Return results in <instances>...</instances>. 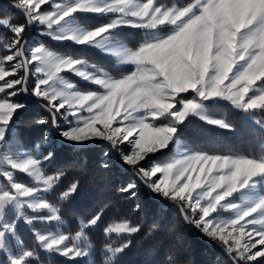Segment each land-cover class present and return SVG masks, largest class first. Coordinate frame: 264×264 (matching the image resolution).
I'll return each mask as SVG.
<instances>
[{
  "label": "snow or ice",
  "instance_id": "6c2138e0",
  "mask_svg": "<svg viewBox=\"0 0 264 264\" xmlns=\"http://www.w3.org/2000/svg\"><path fill=\"white\" fill-rule=\"evenodd\" d=\"M9 7L24 19L0 16V28L11 33L0 36V264H41V253L62 256L69 264H96L97 251L103 253L100 264H118L142 231L129 218L110 220L103 228L107 242L96 248L89 232L104 222L107 210L119 211L113 198L94 215L79 218L75 232L64 230V206L79 194L80 181L49 198L66 176L45 167L56 158L57 142L106 145L104 156L115 154L136 177L117 195L138 200L142 184L164 202L158 209L161 221L171 204L233 264H264V152L193 150L184 136L192 117L236 131L226 115L212 112L226 102L264 141V0H192L184 6L156 0H9ZM89 15L107 19L93 24ZM34 26L57 42L98 50L117 68L131 71L113 76L85 56L44 45L29 55L27 34ZM125 28L143 33L136 46L121 38ZM69 74L98 90H82ZM19 96L33 98L47 113L33 121L47 127L31 147L18 131L27 108ZM165 150L174 153L168 161H151V154ZM17 173L32 184L19 181ZM140 208L138 202L132 211ZM21 222L31 227L34 247H25L18 235ZM163 227L154 224L145 239ZM162 264L184 261L172 250Z\"/></svg>",
  "mask_w": 264,
  "mask_h": 264
},
{
  "label": "trees",
  "instance_id": "16d2710c",
  "mask_svg": "<svg viewBox=\"0 0 264 264\" xmlns=\"http://www.w3.org/2000/svg\"><path fill=\"white\" fill-rule=\"evenodd\" d=\"M191 1L156 0L157 3L167 6L176 4L182 6ZM0 16H11L14 18V22H22L24 19L21 13L3 3H0ZM87 19L93 24H99L106 22L107 18L89 15ZM0 36L10 38L11 33L0 28ZM142 36L143 33L141 31L129 28H125L121 33V38L130 46H136L138 41L142 39ZM37 45H44L62 54L85 56L90 62L103 67L108 72L115 70V61L102 55L98 50L89 49L83 51L81 47L75 46L70 42H57L46 35H42L41 32L36 31V28H34L28 46L33 47ZM3 54L4 49L2 44H0V55ZM128 69L130 71L131 68L129 67ZM72 77L82 90H97L95 86L88 85L75 76ZM17 99L27 104V108L19 117L18 131L25 146L31 147L37 140L41 139L47 127L37 125L33 121L47 113L33 103L25 100L24 96H19ZM212 112L216 116L226 115L230 122L236 125L237 130H223L217 126L209 125L199 118L192 117L190 124L184 129V136L188 139V146L191 149L208 150L216 154L260 155L264 152V147H262L264 141L254 131L255 126L245 123L241 118V114L234 111L229 104L226 102L221 103ZM51 131L54 133V129ZM42 150L47 152L48 146H43ZM55 150V160L46 163L45 167L49 173L63 171L66 173V176L62 179L56 192L49 198L55 200L59 192L63 191L73 180L78 179L80 181L79 194L73 198L71 204L64 206L63 215L67 220L65 230L75 232L77 230L78 219H87L94 215L109 198H113L119 202V211H116L114 208L107 210L103 217L104 222L94 231L89 232L90 238L96 245V248L100 249L107 242L103 234V228L110 220L129 218L134 223H139L142 226L141 233L132 237L134 240L133 246L118 258V264H162L165 257L172 250H176L180 254L184 264H233L231 258L220 248L206 243L197 236L183 222L179 211L174 206L166 205L165 219L161 221L158 215L161 203L154 199L149 194L148 189L142 184L139 186L140 195L138 200H125L122 196L117 195L118 189L121 186L131 180H135L136 177L133 175L131 169L130 171L124 170L115 162V159L109 160V157L104 156V152L108 151L106 145L99 144L77 148L57 142ZM173 155V152L165 150L163 154H151V161L162 164ZM103 163H108L109 167H102ZM121 164L128 167L122 162ZM17 177L21 181L32 184V181L23 173H17ZM138 202L141 204V208L139 211L133 212L132 209ZM160 223L164 225L161 231L153 233L151 237L145 239V234L149 229L154 224ZM36 227L43 229L39 225H36ZM18 235L23 239L25 247L31 248L35 246V237L30 226L20 223ZM113 239H115V236H113ZM139 240H143V243L137 246L135 241ZM97 254L103 253L99 251ZM41 264H69V261L59 255L47 257L46 254L41 253Z\"/></svg>",
  "mask_w": 264,
  "mask_h": 264
},
{
  "label": "rangeland",
  "instance_id": "374dc122",
  "mask_svg": "<svg viewBox=\"0 0 264 264\" xmlns=\"http://www.w3.org/2000/svg\"><path fill=\"white\" fill-rule=\"evenodd\" d=\"M192 2V1H191ZM177 5V4H176ZM186 5V4H185ZM172 6V5H171ZM177 6H180V5H177ZM182 6H184V5H182ZM43 7V6H42ZM44 7H46V6H44ZM34 28H36V31H39L40 32V30H39V28H37L36 26H34ZM38 46H40V45H37V46H33V47H30V46H28V44H27V46H26V48L29 50V54H30V51H31V49H33V48H35V47H38ZM114 67H115V70H110V72H111V74L113 75V76H120V75H122V74H126L127 72H129V67H122V68H117L116 67V65H114ZM116 70H118V71H116ZM130 71H131V69H130ZM68 78L70 79V80H72L74 83H76L77 84V82H76V80L69 74V76H68ZM30 82H31V80H30ZM98 90V89H97ZM93 91H95V90H93ZM182 95H188V94H182ZM214 109H216V107L214 108ZM61 124L63 125V122L61 121ZM54 134V133H53ZM125 146H127V148H125V151H128L129 150V146L127 145V144H125ZM124 146V147H125ZM13 155H15V153H13ZM115 154H110V156H109V160H111V159H115ZM117 157V156H116ZM117 160H118V157H117ZM119 161V160H118ZM120 163H121V161H119ZM24 175H26V174H24ZM18 178V177H17ZM27 178H29V177H27ZM20 178H18V180H19ZM30 179V178H29ZM19 181H21V180H19ZM21 182H24V183H26L25 181H21ZM29 184V183H28ZM29 185H31V184H29ZM21 223H23V222H21ZM40 226V228H45V230H43V229H40L41 231H47V230H49V228L51 227L52 228V230H54V226H41V225H39ZM65 230V229H64ZM65 231H67V230H65ZM245 239H247V237H245ZM259 247V246H258ZM98 249V248H97ZM14 250H16L15 249V246H14ZM99 251H97L95 254H94V259H95V261H96V264H100V261H101V257H102V255L103 254H97ZM259 259V258H258Z\"/></svg>",
  "mask_w": 264,
  "mask_h": 264
},
{
  "label": "water",
  "instance_id": "95a60500",
  "mask_svg": "<svg viewBox=\"0 0 264 264\" xmlns=\"http://www.w3.org/2000/svg\"><path fill=\"white\" fill-rule=\"evenodd\" d=\"M0 3H3L7 6H9V0H0ZM14 9V8H13ZM33 31H34V27L32 29H30L28 31V34H27V39H28V43L33 35ZM27 43V44H28ZM27 46V45H26ZM27 101L33 103L34 105H36L37 107L41 108L35 101L33 98L29 97L27 99ZM42 109V108H41ZM43 110V109H42ZM56 130L54 129V134H55ZM62 144H66V145H71V144H67V143H62ZM94 145H99V144H94ZM94 145H89V146H94ZM73 146V145H71ZM115 162L118 163L124 170H128L130 171V168L128 167H125L123 166L118 160H117V157L115 156ZM150 194V193H149ZM151 195V194H150ZM152 196V195H151ZM153 197V196H152ZM156 200H158L160 203H164L163 201H161L158 197L157 198H154ZM166 205H171V204H166ZM197 236H199L202 240H204L206 243L212 245V246H215V247H218L220 248L225 254H227L219 245H217L216 243H214L213 241L209 240L208 238H206L204 235L200 234L195 228H193L192 226H189L187 225Z\"/></svg>",
  "mask_w": 264,
  "mask_h": 264
}]
</instances>
